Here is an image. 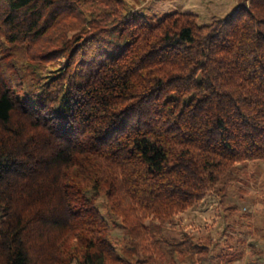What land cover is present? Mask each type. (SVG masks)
Here are the masks:
<instances>
[{
	"label": "trees",
	"instance_id": "obj_1",
	"mask_svg": "<svg viewBox=\"0 0 264 264\" xmlns=\"http://www.w3.org/2000/svg\"><path fill=\"white\" fill-rule=\"evenodd\" d=\"M260 159L264 0L207 25L0 0V264L162 260L167 224Z\"/></svg>",
	"mask_w": 264,
	"mask_h": 264
},
{
	"label": "rangeland",
	"instance_id": "obj_2",
	"mask_svg": "<svg viewBox=\"0 0 264 264\" xmlns=\"http://www.w3.org/2000/svg\"><path fill=\"white\" fill-rule=\"evenodd\" d=\"M124 3L127 9L152 23L169 13L183 12L196 15L198 24L207 25L233 14L238 0H124ZM114 233L123 236L121 229ZM163 237L167 240L160 244L164 258L151 264H264V159L236 164L203 201L167 224ZM186 240L206 244L210 257L201 261L195 251L186 249L182 254L170 253L172 244ZM131 260L126 257L121 264H132Z\"/></svg>",
	"mask_w": 264,
	"mask_h": 264
}]
</instances>
